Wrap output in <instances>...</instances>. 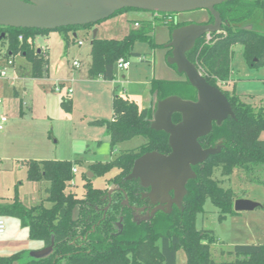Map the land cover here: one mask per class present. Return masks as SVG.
I'll return each instance as SVG.
<instances>
[{"label": "trees", "instance_id": "obj_1", "mask_svg": "<svg viewBox=\"0 0 264 264\" xmlns=\"http://www.w3.org/2000/svg\"><path fill=\"white\" fill-rule=\"evenodd\" d=\"M215 9L222 20L221 32L210 34L209 43L204 42L205 36L199 38L187 52L186 58L196 66L208 84L219 88V84L228 85L233 47L236 45L241 46L248 67H264V33L246 27V23L258 13L264 21V0H226ZM122 11L141 10L123 9L119 12ZM206 13L208 19L200 24L212 23V16ZM158 14L176 16L174 13ZM187 24L176 22L162 25L171 33ZM94 25L56 30L71 33L76 29H92ZM153 30L154 27L147 22L131 29L120 40L92 39L88 75L113 81L116 61L137 56L132 51L136 42L156 47L151 36ZM49 31L0 27V62L20 56L30 63L31 77H43L47 60L41 51L37 53L33 40L36 35ZM67 35L66 44L69 41ZM18 36H22L21 42ZM221 91L230 103L234 118L228 117L221 123L214 122L211 132L198 139L203 149L219 148V152L192 167L194 178L186 184V194L180 207H174L170 213L159 211L152 219L137 222L134 211L125 206L123 201L126 199L131 207H140L145 203L140 196L143 188L137 179L125 181L124 178L130 173L134 160L141 155L152 151L160 154L170 152L167 134L152 130L150 123L159 100L177 96L183 100L196 101V90L186 77L184 81L152 80L150 93L157 100L153 109L140 110L134 101L116 96L112 102V119L91 123L105 128L111 150L134 137L140 136L145 140L139 147L115 155L108 163L89 165L90 172L97 177L118 169V174L109 182L115 188L109 198V189L94 188L86 176L84 193L78 198L70 190L75 165L70 160L25 163L28 182L49 183L45 201L51 206L46 208L43 203H39L26 207L14 197L10 203L0 202V218L17 219L27 229L31 240L41 241L44 247L53 242V249L40 259L23 251L17 252L0 257V264H177L178 250L185 254L184 264H216L209 250L214 237L209 231L196 228V217L203 212L206 201L218 210L220 219L235 214L233 202L237 198L231 189L222 188L213 179L214 171L219 170L224 176L241 172L244 179L255 182L259 181L257 175L261 176L264 172L261 171L264 167V140L259 138L264 132V108L244 102L233 89L231 92ZM62 107L67 112L71 110L67 100L62 101ZM179 120V114L172 116L173 123ZM229 253L234 259L220 264H264V243L235 245Z\"/></svg>", "mask_w": 264, "mask_h": 264}, {"label": "rangeland", "instance_id": "obj_2", "mask_svg": "<svg viewBox=\"0 0 264 264\" xmlns=\"http://www.w3.org/2000/svg\"><path fill=\"white\" fill-rule=\"evenodd\" d=\"M147 14L150 13L122 11L95 24L92 29H76L71 33H65L64 30H50L46 34L34 37V47L45 48L48 51L49 62L52 64L51 66H54L50 73L52 77L60 76L56 66L59 61H62L63 64L66 61L69 63H72L73 60L80 61L84 68L89 65L93 30H96L97 39L120 40L133 28L135 20L148 18ZM175 17L176 20L189 24H200L208 19L206 11L203 10L178 13ZM254 18L246 23V26L264 33V23L261 22L256 28L255 24H258V19ZM147 22H139L138 28ZM150 23L151 26H155V41L160 44L155 49L157 52H155L154 61L152 59L153 50L149 45L144 42H136L132 51L140 56H149V62H141L138 56H132L129 58L128 73L127 70L121 71L115 67L112 83L99 82L101 87H98L99 90L93 91L92 96L89 93L87 96L79 97L73 113L70 115V118L74 120L73 123L54 124V129H50L46 122L36 124L38 126L37 135L41 141L37 138L33 140H37L36 146L41 150L42 155L47 157L46 159L53 160L57 159L56 157H62L75 163L76 173L70 190L78 198H81L84 193V176L87 177L88 173L92 176L87 180L91 181L94 188L112 189L109 182L119 172L118 169H112L103 177H97L90 172L89 165L108 163L114 159L115 155L133 150L145 142L143 137L138 136L116 145L111 150L105 136V128L91 124L96 119L104 121L111 119L110 97L113 95L112 91L114 90L115 95L133 100L142 110L150 99L148 83L152 79L185 80L184 75L179 74L167 63L169 56L166 60L163 56L166 50L164 48L166 28L156 18L154 22ZM66 34H68V44H66ZM77 42H81V46ZM233 52L230 74L232 81L226 89H224L225 84H219V88L221 90L228 89L230 92L233 89L234 93L244 102L256 108H264V67H248L244 62L240 45L234 46ZM22 59L20 56L14 57L16 64L21 63ZM156 101V99L153 100L152 109ZM259 138L264 140V132L260 134ZM42 146L46 149L41 148ZM21 164L22 162H0V199H3L2 203H9L14 197H17L26 206L43 203L44 207L49 208L51 204L45 201L44 193V187H48V183L44 182L42 186H39L36 183L27 182L25 170L21 168ZM262 168L261 171H264V167ZM257 177L259 181L255 182L244 179L241 172H234L230 176L221 175L219 170L213 173V179L218 181L222 188L231 189L237 199H246L259 204V207L252 211L236 212L220 219L218 210L209 201L205 202L203 212L196 217V228L209 231L214 237V242L210 243L209 250L211 259L216 264L232 261L234 256L229 252L235 245L264 243V172ZM5 220H10V218L5 217ZM2 239L3 237L0 235V257H7L19 251L18 249L27 247L24 242L28 239L22 237L20 233L14 235L9 241L4 242ZM33 242H35L33 244L41 243V241ZM185 261L184 252L178 250L176 263L184 264Z\"/></svg>", "mask_w": 264, "mask_h": 264}, {"label": "water", "instance_id": "obj_3", "mask_svg": "<svg viewBox=\"0 0 264 264\" xmlns=\"http://www.w3.org/2000/svg\"><path fill=\"white\" fill-rule=\"evenodd\" d=\"M226 0H0V27L56 30L69 26L97 24L123 9H136L157 13H185L196 10L208 12L212 18L209 24H187L174 29L167 44L171 55L167 63L175 66L189 84L196 90V101L169 96L157 101L150 128L167 134L170 148L168 154L147 152L134 160L125 181L137 179L144 188H149V197L159 198L160 204L153 208L145 221L157 213H170L172 205L181 206L186 194L187 182L194 178L193 166L203 163L209 156L217 154L219 148L203 149L198 139L207 136L212 124L221 123L228 117L234 118L230 103L222 91L205 80L186 54L195 42L207 34L221 31L222 20L215 7ZM247 27V26H246ZM250 28V27H247ZM96 30L92 32V39ZM174 114L180 115L177 123L172 122ZM89 176V177H88ZM92 175L87 174V178ZM114 189H109L110 197ZM173 192V197L170 195ZM165 205H162L164 201ZM127 204V201L124 202ZM259 204L236 199L234 212L252 211ZM137 211H142L138 209ZM53 249L50 246L31 252L30 256L40 259Z\"/></svg>", "mask_w": 264, "mask_h": 264}, {"label": "crops", "instance_id": "obj_4", "mask_svg": "<svg viewBox=\"0 0 264 264\" xmlns=\"http://www.w3.org/2000/svg\"><path fill=\"white\" fill-rule=\"evenodd\" d=\"M147 15L148 18L135 20L132 29L137 28L135 27L136 23L139 25V22L142 21H148V22L155 21L156 18L155 14L150 13ZM177 22L180 21L177 20ZM153 27L155 29L154 25ZM164 27L167 30V35L164 39L165 42L164 48L166 50L163 55L166 60L167 57L171 55V53H169V49L171 48L167 47V44L170 41L171 33L166 26ZM73 36L75 37V35ZM151 36L156 44V47L154 48H151L149 46L150 49L153 50L152 59L154 61L155 52H157L155 49H157V47H159L160 44H158L155 41L154 30ZM33 44H34V40H33ZM37 49H38L37 53L41 51V53L45 55V58L47 60V64L45 66V73L43 77L41 78L31 77L30 63L23 58L21 63L16 64L13 58L14 68L12 69V71H10V73L12 72L17 78L14 86H10L5 80H0V98L2 99L0 114L5 115L8 118L4 130L2 131V133L0 132V162H9V161L14 163L22 162L21 168L25 170V174H26V166H25L26 162L51 160V159H46L47 157H44V155H42L41 150L36 146V144H38V142H36L37 140H33L37 138L38 140L41 141V139H39L37 135L38 126L36 124L46 122L49 125L50 129H54L53 127L54 124L73 123L74 120L70 118V115L73 113L74 106L78 102L79 97L81 95L87 96L89 93L90 96H92L93 91L99 90L98 87H101L100 86L101 84H99V82L102 83L113 82V81H104L101 78H97V77L96 78L90 77L88 75V69L90 63L87 67L84 68L83 64L80 61H78L79 67L77 68L72 66V63H69V61L64 62V64L62 63V61L57 62L56 66L58 67V72L60 76L52 77L50 71L52 67L54 68V66H51L52 64H50L49 62L48 51H46L45 48H37ZM137 56L141 62L143 61L149 62V56L144 57V56H140L139 54H137ZM2 63L3 61H1L0 64ZM174 69L176 70V68ZM152 80H162V79H152ZM166 81H179V79L166 80ZM231 81L232 80L230 77L229 82L227 83L228 85H225L224 89H226L227 86H230ZM57 83L60 84L59 85L60 92H56L54 89ZM150 83H148V87H149L148 92L150 95V99L148 100V103L144 109L151 108L154 100L153 96L150 93ZM69 89H71L72 92L70 95H67V90ZM65 92L66 94H64ZM112 94L113 95L110 97L111 109H112V102L114 97L119 96L114 94V90L112 91ZM106 96L108 97V95ZM64 100L69 101L71 105V110L69 112L65 111L64 108L62 107V101ZM95 121H100V120L96 119ZM57 127L59 128V125H57ZM101 128L104 129V127ZM105 136L109 142V137L106 134V132H105ZM41 148L46 149L43 146ZM56 158L57 159H53V160H60V161L69 160V159H64L62 157H56ZM44 182L46 181L38 182L36 184L42 186ZM47 188L48 187L46 186L44 187L45 195ZM2 201L3 199H0L1 203ZM33 205H36V203L30 206ZM2 219L4 220V218ZM4 222H5V232L3 234H0L3 237L2 241L4 242L9 241L14 235H18L19 233L21 234L22 237L28 239L24 242L25 246H27L26 249H18L19 251L17 252L23 251L25 253L30 254L31 252H35L44 248L42 242L38 244H33L35 242H33L34 240L32 241L30 240L27 229L22 227L17 219L10 218V220L7 221L5 220ZM24 231L25 234H23ZM14 264H24V263L17 262Z\"/></svg>", "mask_w": 264, "mask_h": 264}, {"label": "built area", "instance_id": "obj_5", "mask_svg": "<svg viewBox=\"0 0 264 264\" xmlns=\"http://www.w3.org/2000/svg\"><path fill=\"white\" fill-rule=\"evenodd\" d=\"M155 16L157 18H159L161 20V23L164 25L170 24V23H176V17L175 16H171V15H161L156 13ZM135 27H138V24H135ZM221 32V31H220ZM22 36H18V41L21 42L22 41ZM211 41V36L210 34L205 35V43H209ZM79 45H81V42H78ZM3 61L2 64H0V80H5L7 81V83L10 86H14L17 78L16 76L10 71H12V69L14 68V62H13V58L10 57L8 59H3L1 60ZM1 63V62H0ZM72 66L74 67H79V63L78 61H73L72 62ZM130 66L129 60L120 58L116 61L115 63V67L118 70L124 71L127 70ZM60 84H57L55 86V91L56 92H60ZM72 92L71 89L67 90V95H70ZM2 106V99L0 98V107ZM8 118L5 115L0 114V132H2L7 124ZM72 173L75 174L76 173V169L73 168L72 169ZM5 232V222L2 218H0V234H3Z\"/></svg>", "mask_w": 264, "mask_h": 264}, {"label": "flooded vegetation", "instance_id": "obj_6", "mask_svg": "<svg viewBox=\"0 0 264 264\" xmlns=\"http://www.w3.org/2000/svg\"><path fill=\"white\" fill-rule=\"evenodd\" d=\"M254 17H255L254 18L255 20L258 19V24H255L256 25V28H258L259 24L261 22L264 23V21L261 20V18L259 16V13L256 14ZM205 21H203V22H205ZM254 28H255V26H254ZM138 182H139V180H138ZM139 184H140V182H139ZM142 188H143V191L140 193V196L145 201V203L142 204L140 207H131V206H129L128 201L126 199L123 201V204L125 206L130 207L134 211V213H135L134 217H135V220L137 222L145 221L144 218L150 214L151 210L160 204L159 198L149 197L147 195L149 193V188H144V187H142ZM113 189H115V188H113ZM170 195L173 197V192H170ZM125 201H127V204L124 203ZM166 203H167V201L165 200L162 203V205H165ZM174 207H178V206L176 204H173L172 205V209ZM138 209H142V211H137ZM159 211H157V212H159Z\"/></svg>", "mask_w": 264, "mask_h": 264}]
</instances>
